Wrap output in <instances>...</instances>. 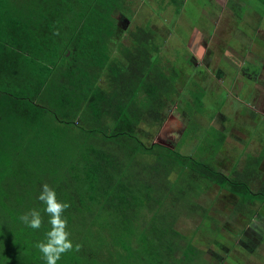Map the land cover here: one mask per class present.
Masks as SVG:
<instances>
[{
  "label": "trees",
  "instance_id": "obj_1",
  "mask_svg": "<svg viewBox=\"0 0 264 264\" xmlns=\"http://www.w3.org/2000/svg\"><path fill=\"white\" fill-rule=\"evenodd\" d=\"M133 2L0 0V264H45L35 247L51 228L38 199L45 183L70 204L64 216L70 239L80 246L58 264H195L197 248L176 228L185 213H179V202H191L186 196L191 186L172 181L177 170L186 173L179 176L183 183L207 179L208 185L228 191L237 214H264L248 206L256 196L247 181L223 171L225 162L217 170L210 162L183 156L178 146L144 142L141 124L147 117H163L169 95L176 93L164 74H145L146 67L155 72L147 48L154 45L158 51L155 30L137 28L145 38L143 59L136 36L130 46L121 41L116 15H128ZM103 78L121 87L120 93L110 96V87L99 84ZM49 85L57 92L53 100L74 108L73 120L41 106L37 97ZM14 86H26L33 98L15 97ZM89 102L95 106L79 113ZM58 127L64 132L53 143ZM221 142L224 135L214 138L203 157ZM33 209L42 215L39 230L19 219ZM204 218L213 220L206 212ZM223 227L230 231V224ZM260 230L264 233V227Z\"/></svg>",
  "mask_w": 264,
  "mask_h": 264
},
{
  "label": "rangeland",
  "instance_id": "obj_2",
  "mask_svg": "<svg viewBox=\"0 0 264 264\" xmlns=\"http://www.w3.org/2000/svg\"><path fill=\"white\" fill-rule=\"evenodd\" d=\"M142 1L136 2L134 0L130 13L131 22L129 23L128 19L124 18V20L120 23V26L128 28L129 32L135 30L133 34H131L130 41H127L129 36L128 31L123 34V43L133 44V36H136V38L141 41L140 45H137L139 46V58L143 59L144 56L142 51L145 48L144 33L139 34V31L136 30V28L143 27L147 22L146 26H144L145 32H151L152 34L154 29L158 32L157 34L152 35L154 37V42H156L159 46H162V51L157 54L158 60H161L158 67L160 65L165 70H168L167 83L173 84L175 83L174 81H176L178 84L179 81L184 80L182 88L183 90H186V88L190 85L189 80L194 72H197L199 80L204 82L205 77L200 75V72L196 68L192 69L186 65L187 62L185 61L184 55L185 49L187 50V48L185 47L184 42L187 35L190 36L192 31L199 27L200 30H196V33L199 34L201 32L205 35V39L201 42V46L205 45L207 42V34H205L202 29L208 28L207 31L213 37L212 45L214 48L218 46L222 40L224 32H222V26L219 23L220 29L217 33L213 32V22L209 20L206 15H204L205 10H207V12H214L216 7L212 6L211 1L209 0H184L183 7L181 6L178 12L177 7L172 6L169 0H165L164 3L159 2L160 0H156L157 3L152 0L148 1V3H145V0ZM218 1L224 4L222 0ZM237 2L240 4L239 8L235 7L233 18L231 19V23H235L233 25L234 27L248 29L250 27H258L260 25L264 28V0H237ZM142 5H144L142 7L144 11L141 8ZM212 17H216L218 19L219 15L217 14ZM254 22L256 25H254ZM120 30L123 31V29ZM141 30L143 31V29ZM236 41L237 37L230 36L228 45L234 47ZM153 47L154 45L147 48L148 50L154 52ZM215 54L217 56L216 51ZM205 55L207 56V51ZM208 61L210 62L211 60L207 59V62ZM23 63L24 62L21 59L20 65H23ZM230 64V62L225 61L221 65L227 70H231L232 68ZM166 65L171 68H167ZM136 76L137 74H134L133 77ZM53 78L59 79L57 75L53 76ZM53 78L51 81H48L49 84L53 82ZM29 80L36 81L37 79L29 78ZM59 80L61 83L63 82L62 78ZM227 82H231L227 84L228 88H233L239 91L241 98L244 100L243 101L241 99L243 101L242 103H238L233 98L225 96L224 91L221 92V94L219 92L216 94L211 93V90H217L211 81L208 84L210 85V88L212 86L213 89H207L206 86L196 83L193 85L196 93H184L185 99L183 100V103H186L187 101L190 102V107L187 110V108H185L187 105H183V110L186 109L183 112V115L176 117V115L171 113L172 108L176 106L175 102L174 104L170 103L171 106L169 109H165L163 115H167V120L168 117L170 118L164 124L160 125L157 123L162 121L163 117H159L157 122L149 117L143 121L140 128L146 131V134H143L144 142H160V138H163V136L171 130L174 131L173 134L178 135L179 129H191L193 126L196 130L194 136L191 134L188 135L189 132L187 131L177 140V142L174 138L169 141L171 148L178 146L177 148L179 149V152L185 157L189 158V156H193L203 162H210L217 170H219V167H221L220 165H222L223 162L233 160L232 157L235 155L238 157L241 155H252L255 151H257L259 145L253 146L248 143L255 137L261 136L264 139V131L261 133L259 132V127L264 125V120L262 118L254 119L253 121L251 120L248 115V110L244 108L248 95L246 96L243 90L240 91L238 86L239 84L232 83V79L229 78ZM27 83H29V81ZM107 86L110 87V96L120 93L121 87L116 85L114 81L107 82ZM35 87L36 89L39 88L38 81L37 83L35 82ZM179 88H181L180 85ZM11 92L18 98H33V95H30L29 92H27L26 86H14ZM54 93L57 94L54 87L49 85L45 92L37 97L41 106H44L45 109L52 111L54 113L53 115H56L60 119L66 115L69 120H73L75 117L74 108H70L67 102H64L66 103V108L60 105L57 100H53L52 95ZM205 93H207L206 96H204ZM190 94L201 96L202 105L197 104V101ZM232 100L234 101L232 102ZM93 104V102H89L85 106L83 103L80 108L82 111L79 113L86 112V108L88 106H95V104ZM97 108L98 107H96V111ZM41 111L43 110L41 109ZM211 116H219L221 118L222 124H225L224 130L220 131L219 129H216L217 127L221 128L222 124H220L218 120H209L208 117L211 118ZM59 129L60 127L53 132V143L60 140V134H63L64 132L59 131ZM206 129H211L210 135H207L208 132H205ZM241 130H244V133L241 132ZM160 131H162L163 134H159ZM196 134L197 136L200 135L198 137L199 139L196 138ZM220 135H224V138L226 139L225 142L222 143V141L218 144L219 146L213 147L215 151H212V154L211 152L208 153V157L204 158V149L207 151L208 146H212L211 142L214 138L218 140ZM201 140H203V142ZM64 141L66 142V140H63L62 143ZM201 145L204 147L203 152H195L198 151L197 147L202 149ZM71 155L73 156V153H71ZM67 158L71 160L69 155H67ZM252 160L253 157L245 160L243 164H248ZM212 165L208 166L213 167ZM239 170L241 173L238 174L236 172L233 174L232 176L234 178L244 180H248L250 178H241V175L247 174V169L245 167L242 166ZM223 171L226 174L228 173L226 170ZM181 175H186V173H182V171L177 170L175 176L172 178V181L174 180L175 182L178 180L179 185H182L183 188L191 186L189 194L186 195L189 197L188 200H191V202L189 205L188 202H179V213L181 214L184 210L185 213L183 215H179V221L176 228L183 235H186L197 248L199 256H196L195 264H212V259L215 258L216 255H219L221 259L218 260L216 264H264V241L257 243L258 246L256 245V247L251 250L249 247H245L247 251L242 250V245L238 244L239 236L242 235L243 231H245L248 226H250L252 220L254 219L253 216L250 217L249 214L245 212H243V214H237V211H235V209H237L236 201L228 199L227 194L230 198L235 199V197H233V195L226 190L225 191L227 193H225L214 184L208 185L207 179H205L204 182L198 180V184H196L193 179H188L185 183H183L179 177ZM256 181L257 186L252 189L249 188V191L252 195L256 196L255 201L257 204L256 206H248L255 209V211L264 212L263 175L256 177ZM254 192H258L260 195L258 193L255 194ZM186 208L188 211L192 209L193 212L186 211ZM205 212L208 213L210 218L213 220L205 219ZM228 224H230V231L223 227V225ZM260 232L263 233L262 230ZM178 242L180 245L186 244V242L182 239H179ZM234 244L236 248L233 247Z\"/></svg>",
  "mask_w": 264,
  "mask_h": 264
},
{
  "label": "flooded vegetation",
  "instance_id": "obj_3",
  "mask_svg": "<svg viewBox=\"0 0 264 264\" xmlns=\"http://www.w3.org/2000/svg\"><path fill=\"white\" fill-rule=\"evenodd\" d=\"M139 1H142V0H136V2H139ZM148 1H150V0H145V3H148ZM152 1H154V0H152ZM164 1L165 0H161L160 2L164 3ZM209 1H211L212 6L216 7V9H215L214 12H207V10H205L204 11V15H206L207 18L213 22V27H214V31L213 32H216V33L218 32V30L220 29L219 23L222 26V29H223L222 32L223 31L224 32H223V36H222L221 42L218 44V46L216 48H214V46L212 45L213 44V37L207 31L208 28L202 29V31L205 34H207V42H206V44L204 46H205L206 51H207L208 59L212 60V58L218 57V60H220V67L219 68L217 66L214 67V71H215L216 75L214 77L210 78L209 80L207 79L206 76L202 75L203 77H205L204 82L199 80L198 73L194 72V74L191 76V78L189 80L190 85H189V87L186 88V90H183V88H182V86H183L182 83L184 84V80L179 81L178 84L176 83V81H174L175 82V83H173L174 89H175L174 92L176 94L169 95V97H170L169 101L172 104H174L176 102V106H174L172 108V110H171V113L176 115V117H179V116L183 115L184 114L183 112L186 110L185 108H187V110L189 109L190 102H188V101L186 102L185 101L186 103H183V100L185 99L184 93L185 94L189 93V92L190 93H196V90H195V88L193 86L196 83L200 84V85H203V86H206L207 89L208 88L209 89H213V87L211 86V88H210V85L208 84L211 81L213 83V86H215L217 88V90L213 89V90L210 91L213 94H216L217 92H219L221 94V92H223V90L220 87H228L227 84L231 83V82H227L229 80V78L232 79V83L240 82L239 83V89H240L241 86H242V88H245V87L247 88L249 85L252 88V84H256V83H258L260 81L261 88L264 90V59L258 60L257 53L254 50V48H252L253 44H257L261 48H263V50H264V37H261V38L258 39L259 32H257V29L258 28L262 29V27L260 25L258 27H254L255 30H256V34H254V31H253V34L256 35V39H255L256 41L254 40L255 43H254V41L251 42L252 40L249 41V38H251V37H249L247 39V41H244L243 36L239 35L238 31L239 30L245 31L247 28H237V27L233 26L235 23H231V19L233 18L235 7L239 8V5H240L237 2V0H222V2L224 4L220 3L218 0H209ZM169 2L171 3L172 6H176L177 7V11L178 12H179L181 6L183 7V4H184L183 3L184 0H182V1L181 0H169ZM143 6L144 5H142L141 8ZM142 10L144 11L143 8H142ZM130 13H131V11H130ZM130 13L128 15L126 14V16H123V14L121 12H119V14L116 15V19L118 21L117 25H118V27L120 29H123V31H122L123 33L121 34L122 43L124 42L123 41V39H124L123 38V34L127 33L126 31H128V35H129L127 41L128 40L130 41V39H131V34H132L133 30L129 32L128 28H123V27L120 26V23H121V21L124 20V18H127L129 23L131 22ZM217 14L219 15L218 19L216 17H214V18L212 17V16L217 15ZM146 24H147V22L145 23L144 26H146ZM254 25H256V24H254ZM232 26L235 28V31H234L235 34H230L228 36L226 29H227V27H232ZM248 29L249 30H253V27H250ZM136 30H137V28H136ZM157 33L158 32H156V34ZM194 33L196 34V31H194ZM230 36L237 37V41L235 42L234 47L228 45ZM187 37H188V35H187ZM187 37L185 39L184 45H185V47L187 48L188 51L185 49V55L184 56H185V61L187 62L186 63L187 66L189 68L193 69L194 67L191 66L190 64H188V60H189V62L192 61V63H193V60H192V58L190 56V52L192 51V48L189 50V47L187 45V42H188V38ZM197 39L201 40V39L196 37V40ZM123 44H126V43H123ZM154 44L158 48V51L156 52V50H155L153 52L154 55L152 54L153 56H155L154 57L155 62L153 63V66H152V68L155 70V72H152V70L149 71L150 68L146 67L145 68V74H147V72H148V75H149V73H150V75L164 74L168 78V74H167L168 70H165L160 65L158 67V64H160L161 60L160 59L158 60L157 54L162 51V46H159L156 42H154ZM127 45L130 46L129 43ZM215 51L217 53V56L215 54ZM236 57L240 58V61L237 64L235 63ZM244 57H245L246 61L243 62ZM224 60L231 63L230 64L231 68H232L231 70H227L226 68L222 67L221 64L223 62H225ZM136 66L138 67L137 63H136ZM166 67L167 68H171L168 65H166ZM229 67H227V68H229ZM239 70L241 71L240 75L243 76L240 79H237L236 76H232L231 75V73H235L236 74ZM107 82L108 81H105V79L103 78L102 81L99 84H100V86L103 87V89H108ZM102 83H104V84H102ZM179 85L181 86V88H179ZM240 91H242V90L240 89ZM207 93H205L204 96H206ZM224 93H225V96H228V92L224 91ZM190 95L197 101V104L202 105V101H201L202 98L200 96H198V95L195 96L194 94H190ZM183 105L184 106L187 105V107L185 106V108H184L185 110H183ZM170 106L171 105L169 104L166 107V109H169ZM208 116H210V115H208ZM169 118L170 117H168V120H169ZM208 119L209 120H218L219 123L222 124V120H221V118L219 116H211V118L208 117ZM168 120H167V115H163L162 121H160V122L156 121V122L158 124L162 125ZM213 126H215V125H213ZM189 129L188 128L182 129V130L179 129L178 135L177 134H173L174 131L171 130L168 133H166L163 136V138H160V140H159L160 142H154V143H158V144H161L163 146H166V147L170 148L171 147L170 146V142H169L170 139L174 138L176 140V142H177V140L179 138H181L187 131L189 132L188 135L191 134L192 136H194V133H196L195 128L192 126L191 129L190 130ZM219 129L222 131L223 130V125ZM205 132H208V130L206 129ZM159 134H163V132L160 131ZM207 135H209V132L207 133ZM199 136L200 135L197 136V134H196V138L197 139H199L198 138ZM196 142H197V140H196ZM201 146H202V149L201 148L199 149V147H197L198 151H195V152L203 151V145H201ZM190 157H193V156H190ZM236 157H237V159L241 158V160H246L248 157H253V154L252 155L249 154V155H245V156L241 155L239 157L237 155H235L234 157H232L233 160L236 159ZM225 163H228V162L226 161ZM246 165H248V164H246V163L243 164V162L241 163V166H240V164H238V166H240V167L243 166V167H245L247 169V172H246L247 174L241 175V178L250 177L248 180L245 179V181L248 182L249 188L252 189L253 187L257 186L256 177H260V175H262V174H260L258 171H255L254 168L253 169L248 168V166H246ZM240 167H239V169H240ZM239 169H238V171H233V174H235L236 172L238 174H240L241 172H240ZM228 173L230 174V172H228ZM258 186H259V184H258ZM254 193L257 194L258 192H254ZM256 204H257V202H254V206H256ZM246 210L248 211V209H246ZM260 226L264 227V214H261V213L257 214L255 216V218L253 219V222L250 224V226H248L246 228V230L243 231L242 235L239 236V239H238L239 243L238 244H241L243 248L249 247L250 250H251V249H254L256 247V245L258 246L257 243L263 242L264 241V236H263L264 233L260 232L261 231L260 230ZM233 247L236 248L235 245ZM216 256H219V255H216Z\"/></svg>",
  "mask_w": 264,
  "mask_h": 264
},
{
  "label": "crops",
  "instance_id": "obj_4",
  "mask_svg": "<svg viewBox=\"0 0 264 264\" xmlns=\"http://www.w3.org/2000/svg\"><path fill=\"white\" fill-rule=\"evenodd\" d=\"M255 24V22H254ZM263 29V30H262ZM258 28L257 32H259V38L264 37V28ZM196 30H200L199 27L195 28L192 31V34L189 36L188 35V42L187 45L189 47V50L192 48V51L190 52V56L193 60L189 62L188 60V64H190L191 66H193L194 68H196L200 73V75H204L207 77V79L209 80L210 78L214 77L216 75L215 71H214V67H220V60H218V57L212 58V60L209 62H207L208 57L205 55L206 53V48L205 46H201V42L205 39V35L202 33L199 34H195L194 31ZM227 31V35L229 36L230 34H235V28L232 27H227L226 29ZM256 30L253 27V30H249L246 29L245 31L239 30L238 34L243 36L244 41H247V39L249 37V41L252 40L251 42H253L256 39ZM198 35V36H197ZM197 36V38L201 39V40H194V38ZM256 41V40H255ZM254 41V43H255ZM250 42V43H251ZM252 48H254V50L257 53V58L258 60H262L264 59V50L263 48H261L259 45L257 44H253ZM188 51V50H187ZM255 58V57H254ZM240 58L236 57L235 63H239ZM246 61L245 57L243 62ZM207 63V64H205ZM187 65V64H186ZM241 71L239 70L236 74L235 73H231L232 76H236L237 79H240L241 76ZM240 82H238L239 84ZM239 86V85H238ZM223 91L228 92V96L230 98H233L234 100H236L238 103H242L244 100L241 98L240 93L233 89V88H228V87H220ZM241 90H243L246 94V96L248 95V98L246 99V103L244 108H246V110H248V115L250 116L251 120L253 121L254 119H259L262 118L264 120V90L261 88L260 85V81L256 84H252V88L250 87V85L246 88H242V86L240 87ZM107 95V94H106ZM144 95V94H142ZM243 101H242V100ZM232 100V102L234 101ZM225 124H223V130H224ZM262 131H264V125L261 127H259V132L261 133ZM241 132L244 133V130H241ZM242 133V134H243ZM259 135V134H258ZM226 140V139H225ZM248 144H251L253 146H258L257 151H255L253 153V160L251 162L248 163V168H254L255 171H258L260 174L263 175V179H264V139L260 136V137H255L252 140L249 141ZM251 157H248L247 159H249ZM246 159V160H247ZM245 160H241V158L238 159H234L231 161H228V163H225L223 166V169L226 170L227 172H233V171H238L239 167L241 166V163L244 162ZM238 164H240V166H238Z\"/></svg>",
  "mask_w": 264,
  "mask_h": 264
},
{
  "label": "clouds",
  "instance_id": "obj_5",
  "mask_svg": "<svg viewBox=\"0 0 264 264\" xmlns=\"http://www.w3.org/2000/svg\"><path fill=\"white\" fill-rule=\"evenodd\" d=\"M38 199L45 205L44 211L50 217L51 228L46 232V239L37 242L35 247L42 254L45 264H58L64 254L80 250V246H74L70 239L71 233L68 231V222L64 216L70 204L58 200L56 191L47 183L43 184ZM19 219L34 230H39L43 225L41 212L36 209L21 215Z\"/></svg>",
  "mask_w": 264,
  "mask_h": 264
}]
</instances>
